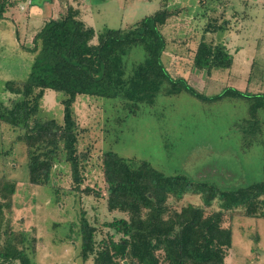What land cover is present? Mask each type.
Returning a JSON list of instances; mask_svg holds the SVG:
<instances>
[{"label":"rangeland","instance_id":"374dc122","mask_svg":"<svg viewBox=\"0 0 264 264\" xmlns=\"http://www.w3.org/2000/svg\"><path fill=\"white\" fill-rule=\"evenodd\" d=\"M6 1L13 5L6 4L0 17V103L4 106L14 98L5 90L6 82H24L28 77L34 35L68 5L78 6L81 20L99 33L127 29L165 4L176 12L162 28L168 46L161 60L170 74L175 73L206 98L226 88L264 94V0ZM223 23L222 31L205 34L208 25ZM203 37L226 47L233 58L229 69H213L207 76L192 68V56ZM96 42L94 38L92 43ZM145 58L141 46L132 47L124 58L126 74ZM166 87L162 85L153 105H141L133 114L116 99L77 97L73 104L77 151L88 156L82 188L106 190L99 167L106 152L145 161L165 175L182 174L192 182L214 184L221 190L264 181V111L258 113L262 134L256 142H244L240 123L248 115L247 101H202L186 92L165 95ZM62 98L60 93L45 90L40 116L61 124ZM15 136L0 123V180L17 183L10 211L12 231H24L29 239L34 238L33 264H92L79 257L81 212L97 230L104 229L103 222L123 215L108 214L104 199L73 191L70 168L64 162L52 168L48 186L30 185L26 150L14 143ZM168 203L179 209L202 202L199 196L187 195L180 202L170 199ZM217 209L214 203L206 212ZM223 227L232 231L225 264H264V219L247 218L236 211L224 215Z\"/></svg>","mask_w":264,"mask_h":264},{"label":"trees","instance_id":"16d2710c","mask_svg":"<svg viewBox=\"0 0 264 264\" xmlns=\"http://www.w3.org/2000/svg\"><path fill=\"white\" fill-rule=\"evenodd\" d=\"M6 4L12 6L13 2L0 0V17ZM170 9L162 4L154 14L127 29L96 33L69 6L34 35L27 79L5 84L14 98L8 106L0 103V123L16 133L14 143L25 147L28 183L48 186L52 168L64 162L70 168L73 191L104 199L108 214L123 215L103 222L104 229L97 230L81 212L79 257L84 263L225 264L232 231L223 227L224 215L240 211L244 217L264 219V181L221 190L214 184L192 182L182 174L165 175L145 161L123 159L112 152L103 153L99 164L106 190L82 188L88 156L78 154L73 113V104L82 95L119 100L130 114L141 105H153L164 84L165 95L186 92L202 101L244 99L249 106L247 118L240 123L243 141L256 142L262 134L258 113L264 111V94L226 88L206 98L165 69L161 58L168 43L162 28L176 16ZM224 24L208 25L205 34L222 31ZM135 46L144 49L146 58L127 75L124 58ZM232 60L226 47L203 37L192 56V68L209 76L213 69H229ZM45 90L63 97L61 124L40 116ZM16 184L0 180V264H33L34 238L10 227ZM187 195L199 196L201 206H169L170 199L176 203ZM214 203L218 209L207 214L206 209H212Z\"/></svg>","mask_w":264,"mask_h":264},{"label":"crops","instance_id":"0c3cea01","mask_svg":"<svg viewBox=\"0 0 264 264\" xmlns=\"http://www.w3.org/2000/svg\"><path fill=\"white\" fill-rule=\"evenodd\" d=\"M69 2H71V0H69ZM69 6H70V7H73L72 5H68V6H66V8L69 7ZM77 7H78V6H76V7L73 8V9H76V10L78 11V8H77ZM66 8H65V9H66ZM59 10H60V7H59ZM52 19H54V18H52Z\"/></svg>","mask_w":264,"mask_h":264},{"label":"water","instance_id":"95a60500","mask_svg":"<svg viewBox=\"0 0 264 264\" xmlns=\"http://www.w3.org/2000/svg\"><path fill=\"white\" fill-rule=\"evenodd\" d=\"M124 264H126V262H124Z\"/></svg>","mask_w":264,"mask_h":264}]
</instances>
